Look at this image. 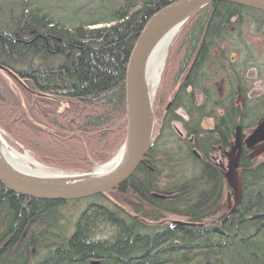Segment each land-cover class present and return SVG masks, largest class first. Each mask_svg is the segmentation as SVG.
I'll use <instances>...</instances> for the list:
<instances>
[{
    "label": "trees",
    "instance_id": "1",
    "mask_svg": "<svg viewBox=\"0 0 264 264\" xmlns=\"http://www.w3.org/2000/svg\"><path fill=\"white\" fill-rule=\"evenodd\" d=\"M48 1L0 0V64L25 84L0 75V113L12 125L1 115L0 124L40 159L38 139L73 140L81 151L56 155L54 164L85 170L123 142L130 51L148 18L175 0ZM67 10L69 17L58 15ZM252 30L264 35V12L235 3H212L189 20L178 91L154 145L119 187L59 202L0 184V264H264V162L243 152V198L228 215L222 199L229 186L212 158L232 147L237 126L249 133L264 114V92L249 97L246 68L236 67L241 56L232 52L242 50L235 35ZM195 90L203 96L198 106ZM33 92L70 108L59 111L61 104ZM205 117L214 127L202 129ZM175 217L191 225H175Z\"/></svg>",
    "mask_w": 264,
    "mask_h": 264
},
{
    "label": "water",
    "instance_id": "2",
    "mask_svg": "<svg viewBox=\"0 0 264 264\" xmlns=\"http://www.w3.org/2000/svg\"><path fill=\"white\" fill-rule=\"evenodd\" d=\"M215 2L235 3L264 12V0H175L148 18L134 42L126 65L124 82L126 133L119 151L121 157L116 163L117 157L96 167L94 170L80 172H66L43 165L56 173L48 175L32 174L13 166L6 159L5 150L18 151L13 148V144L24 152L28 151L0 126V184L8 191L23 197L67 202L106 194L128 180L150 151L157 138L154 112L155 92L152 93V87L148 79L150 59L170 34H174L172 35L174 36L173 43L193 16ZM0 75L6 78L12 77L25 86L14 72L1 64ZM33 93L53 99V96L44 93ZM172 101L173 97L169 100L165 113L170 108ZM241 132V127L237 126L236 140L232 151L238 149V154L234 156L233 152L230 153L229 165L222 170L233 196V205L228 215L234 213L243 196L242 176L239 171L242 153ZM244 143L246 148L251 150L249 154L251 158L260 155L264 157V114L245 138ZM111 165L113 167H110ZM174 224L188 225L190 223L178 220L174 221Z\"/></svg>",
    "mask_w": 264,
    "mask_h": 264
},
{
    "label": "rangeland",
    "instance_id": "3",
    "mask_svg": "<svg viewBox=\"0 0 264 264\" xmlns=\"http://www.w3.org/2000/svg\"><path fill=\"white\" fill-rule=\"evenodd\" d=\"M64 2H66V0H64ZM47 5L51 6L52 0H49L47 2ZM59 14L60 15L62 14L64 16L69 17V15H71V11L67 10V12H60V13H58V15ZM182 32L183 31L180 32V34L177 36V38L173 41V43L168 48L162 69L160 71V77L158 80V84H157V87L155 90L154 112H155V117H156V128H155L156 136H158V128H160L161 118H163V116L166 114L165 108L168 105L169 100L172 97H174V94L178 91V86H179L178 72H179V68H180L179 63H180L181 56H182V47L180 44V36H181ZM251 33H254V31L252 30L250 32V34L245 33V34L235 35V38H234L235 40L233 42L235 44L234 46H236L237 48L242 46V50H241V48H239V49H234V51H232V52L235 55L238 54L241 56V58L237 62L236 67L240 68V67L244 66L246 68L245 78L250 80L251 85L253 87L252 90L250 91V93L248 94L249 97H258V96H261L264 92V79H263L264 77L263 78L260 77V73L264 74V35H262V34L257 35L256 33L255 34H251ZM247 47H250L249 48L250 50H248ZM247 54H249V55L247 56ZM9 82L12 83L11 78L9 79ZM6 88L10 92L15 90V87L13 89V87L11 85H8V84H6ZM194 94H195V104H196V106H198L199 104L202 103L203 96L196 90H195ZM21 99L23 101L25 100L24 98H22V96H21ZM32 101H34L33 98H32ZM53 101L61 104L62 107L60 106L59 111H61V110L64 111L65 108H67V109L70 108V106L68 104H66L64 101H61L59 98H56L54 96H53ZM175 114L178 117H181L182 120L185 122H187L189 120V117L183 108H178L175 111ZM0 115L3 119H5V122H4L5 126H6L7 122L10 123V125H12L11 121L6 120L4 114L0 113ZM196 118H197V116H196ZM200 125H201L202 129H204V130L210 129V128L214 127V120L212 117H205L201 121ZM0 126L6 132H8L7 127L3 126L2 124H0ZM39 127H41V125ZM46 127H49V126H47V124L45 125L44 132L50 131L51 128H46ZM172 127L173 128L175 127L173 130L179 132L180 134H182V135L186 134L184 131L182 121H173ZM53 130L57 131L58 133L63 134L62 130H60L58 128H55ZM235 134H236V132H235ZM243 134H246V137H247V135H249V133H242L241 132V137ZM124 139H125V137H124ZM124 139H123V142H124ZM235 140H236V138L234 137L232 140V146L235 145ZM42 141L44 143L43 145H41ZM71 141H73V140H71ZM71 141H69L68 143L62 142V143H60V145H54V144H56L55 141L50 142V141L46 140V138L38 139L37 142L36 141L35 142L37 144H40V146H42V149L41 148L38 149L39 152L41 150L40 153H41V156L43 159L42 160L38 157V155L32 149H30V147L26 146L23 143H20L17 140L18 143H20L22 146H24V148L27 149L28 153L30 155H32V157L34 158L35 161L39 162L42 165L48 166L52 169L66 171V172H69V171H74V172L89 171L92 169L94 170L96 167H98L102 164H105V163L111 161L112 159H114L118 155V153H119V151L123 145V142L120 145H118L116 147V149H114L110 153V157L108 158V160L106 162L96 163L92 167H89L85 170H80V169L75 170V169L59 167L58 165L54 164V163H57V162H55L57 157L54 158V156L59 155L60 156L59 159L63 160L65 158V155H68L69 152L81 151V150H78L79 148L73 144L74 142H71ZM37 144H35V147L37 146ZM69 144H71V147H68ZM12 146L14 149H17L20 153H25L24 151L19 149L14 144ZM226 151H227V149H226ZM222 153H223L222 150L215 149L213 156L211 154L210 155L212 156L213 159H215V162L218 165L223 160L224 164L227 168L229 165V162H228L229 158H228V155L224 156ZM195 154H196V152H195ZM84 155H85V152H84ZM253 159H256V161H255L256 164L264 162V157L263 158L255 157ZM68 162H70V164H72L73 161H72V159L67 158V163ZM240 163H241V156H240ZM239 171L240 172L242 171V163H241V166L239 168ZM160 185H162V183H160ZM242 188H243V185H242ZM242 198H243V196H242ZM232 205H233V196H232V191L229 187V190L224 194V197L222 199V207L224 208V210L226 212H229V210H231ZM175 218L178 220H181L178 217H175ZM172 219H170V220H172ZM221 221H223V220H221Z\"/></svg>",
    "mask_w": 264,
    "mask_h": 264
},
{
    "label": "bare ground",
    "instance_id": "4",
    "mask_svg": "<svg viewBox=\"0 0 264 264\" xmlns=\"http://www.w3.org/2000/svg\"><path fill=\"white\" fill-rule=\"evenodd\" d=\"M172 35L174 34H170L169 37L161 43V45L157 48V50L154 52V54L152 55L150 59V62L148 65V79L150 80V85L152 87V93L155 92L156 90L158 80L160 77V71L164 63V57L174 37ZM5 156H6V159L13 166L19 168L20 170L29 172V173L43 174V175L56 173L54 170L48 167H45L39 162L35 161L32 155H30L28 152L20 153L19 151L9 149V150H5ZM116 157L117 158L115 160V163L121 157L120 153H118ZM113 165H111L110 167H113Z\"/></svg>",
    "mask_w": 264,
    "mask_h": 264
},
{
    "label": "flooded vegetation",
    "instance_id": "5",
    "mask_svg": "<svg viewBox=\"0 0 264 264\" xmlns=\"http://www.w3.org/2000/svg\"><path fill=\"white\" fill-rule=\"evenodd\" d=\"M248 136V135H247ZM245 137H246V134H243L242 135V153H241V158H242V156H243V152L244 151H246L247 153H248V157H250L249 156V154L251 153V150H248L247 148H246V146H245V143H244V140H245ZM233 146L228 150L227 149V151H226V149L224 148V149H221L222 150V154L225 156V155H228V158H229V154L230 153H232L233 152V155L234 156H236L237 154H238V149H236L235 151H232L233 149ZM259 157H261V158H263V155H260ZM251 158V157H250ZM229 162V161H228ZM220 166H221V169H225L226 168V166H225V164H224V161L222 160L221 162H220V164H219Z\"/></svg>",
    "mask_w": 264,
    "mask_h": 264
}]
</instances>
